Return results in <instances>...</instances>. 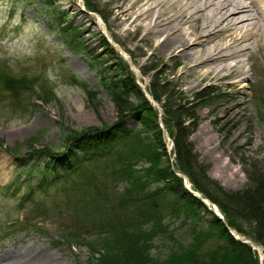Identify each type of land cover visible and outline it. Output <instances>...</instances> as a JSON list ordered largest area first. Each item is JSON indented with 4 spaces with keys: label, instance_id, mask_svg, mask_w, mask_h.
I'll return each mask as SVG.
<instances>
[{
    "label": "rangeland",
    "instance_id": "obj_1",
    "mask_svg": "<svg viewBox=\"0 0 264 264\" xmlns=\"http://www.w3.org/2000/svg\"><path fill=\"white\" fill-rule=\"evenodd\" d=\"M87 1L94 11L85 7L84 0H0V264L10 254L28 264L38 252L51 255L54 264H164L211 219L203 208L197 216L181 209L169 214L167 209L162 212L165 229L151 234L147 220L140 237L112 234L109 225L83 223L84 217L97 216L95 208L107 199L104 194L132 191L123 171L121 177L109 171L101 176L100 170L110 168L97 161L73 180L78 186L71 185L72 191L60 184L33 185L31 195L25 188L22 180L35 162V149L57 147L72 130L98 128L116 120L118 109L103 77L134 78L155 108L165 153L161 166H173L174 156L167 116L146 91L155 75L176 98L190 101L199 96L191 111L196 124L187 140L210 180L224 191L235 192L247 187L249 172L264 171V48H254L244 59L248 78L236 84L232 76L194 82L170 53L151 55V35L145 40L132 25L119 26L115 15L132 0ZM3 75L22 81L27 89L13 97ZM192 82L195 88L189 89ZM203 91L212 93L200 98ZM129 101L136 103L132 93ZM124 121L125 128L142 132L130 117ZM209 137L211 143L206 141ZM15 156L23 159L16 161ZM147 163L140 161L134 168ZM188 185L184 182L196 196ZM96 197L99 201L93 205ZM165 202L170 203L168 198ZM204 204L214 213L210 201ZM69 231L76 233L75 239L64 236ZM236 235L253 244L249 246L264 264L263 247L248 236Z\"/></svg>",
    "mask_w": 264,
    "mask_h": 264
},
{
    "label": "trees",
    "instance_id": "obj_2",
    "mask_svg": "<svg viewBox=\"0 0 264 264\" xmlns=\"http://www.w3.org/2000/svg\"><path fill=\"white\" fill-rule=\"evenodd\" d=\"M84 5L94 11L87 0H84ZM3 77L4 86L13 97L27 89L20 80ZM103 82L117 106L116 120L98 128L72 130L66 133L57 147L35 149V162H31V168L25 172L22 180L31 195L33 185L48 188L60 184L65 188L70 187L72 191L71 185L78 186L73 180H78L84 174L86 165L97 161L110 168L100 170L101 176L106 171L120 176L123 171L127 187L129 185L132 191L125 189L112 195L104 194L103 198L107 199L95 208L97 216H86L83 223L92 221L99 226L109 225L112 234L120 232V235L140 237L145 232L142 225L147 220L152 224L147 232L159 233L165 229L161 227L164 210L170 209L169 214H173L181 209L197 216L203 208L211 216L207 226L195 231L192 242L182 247L179 253L170 255L164 264H261L257 251L236 239L229 230L250 237L264 249V171L249 172L247 187L235 192L224 191L206 176L204 167L197 161L193 147L187 140L196 124L191 111L199 96L190 101L176 98L173 92L164 88L167 83L160 82L156 75L146 88L151 98L160 103L163 115L167 116L165 125L171 130L173 141L174 162L171 168L168 164L160 165L161 156L165 153L156 121L157 112L134 78L103 77ZM86 93L94 96L92 92ZM131 93L136 98L134 104L129 101ZM210 93L200 92V98ZM126 117L138 122L142 132H152V137L141 135V130L125 128ZM14 159L21 161L23 158L15 156ZM140 161H146L148 165L137 170L134 167ZM115 163L117 167H114ZM176 172L188 178L193 191L216 205L222 219L184 187L182 178ZM151 183L156 185L147 188ZM95 188L98 189L97 186ZM166 198L170 203L165 202ZM25 200L26 197L22 202ZM98 201L97 197L93 198V205ZM64 236L75 239L76 233L69 231Z\"/></svg>",
    "mask_w": 264,
    "mask_h": 264
},
{
    "label": "bare ground",
    "instance_id": "obj_3",
    "mask_svg": "<svg viewBox=\"0 0 264 264\" xmlns=\"http://www.w3.org/2000/svg\"><path fill=\"white\" fill-rule=\"evenodd\" d=\"M116 18L119 26L140 30L142 39L151 35V55L170 53L194 82L232 76L236 84L248 78L244 59L264 48V0H132ZM22 263L14 254L3 259V264ZM28 264H54V258L38 252Z\"/></svg>",
    "mask_w": 264,
    "mask_h": 264
},
{
    "label": "water",
    "instance_id": "obj_4",
    "mask_svg": "<svg viewBox=\"0 0 264 264\" xmlns=\"http://www.w3.org/2000/svg\"><path fill=\"white\" fill-rule=\"evenodd\" d=\"M179 176H182V178H183L184 182L186 183V185L189 184V182H188V180H187V178H186L185 176H183V175H179ZM188 186H189V185H188ZM188 186H187V187H188ZM189 190H190V189H189ZM203 200H204V199H203ZM204 202H205V200H204ZM211 206H212V208H213V210H214V213L218 216V218H219V219H222V216L220 215V213H219L218 209L216 208V206H215V205H211ZM230 233L233 234L232 232H230ZM233 235L235 236L236 239H239V237H238L237 235H235V234H233ZM241 241L244 242V243H247V244L250 245V246H252V248L254 247L253 244L248 243L246 240L241 239Z\"/></svg>",
    "mask_w": 264,
    "mask_h": 264
}]
</instances>
